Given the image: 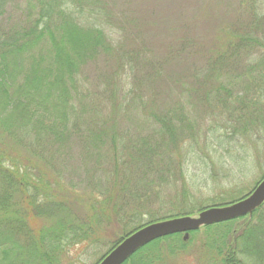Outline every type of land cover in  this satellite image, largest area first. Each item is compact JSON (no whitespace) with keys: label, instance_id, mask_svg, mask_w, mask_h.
I'll use <instances>...</instances> for the list:
<instances>
[{"label":"trees","instance_id":"trees-1","mask_svg":"<svg viewBox=\"0 0 264 264\" xmlns=\"http://www.w3.org/2000/svg\"><path fill=\"white\" fill-rule=\"evenodd\" d=\"M20 1L27 4V20L23 25L3 28V16L10 3ZM88 1L0 0V264H65L69 249L97 244L101 240L100 232L107 227L116 226L123 231V237L111 251L123 238L146 224L201 211L182 208L177 212H163L162 207L158 213H163L158 216L156 211L142 205L123 209L124 204L113 197L133 196L129 187L134 179L122 182L123 175L115 174L116 168H113L115 182L107 187L99 186L100 197L94 191L95 195L82 200L77 198V190L64 182L63 172L58 173V167L65 163L57 160L54 151L62 148L63 144L59 143L66 141L68 135L86 131L93 135L95 143L102 142L104 137L94 130L101 129L97 122L91 123L93 127L87 125L97 113L96 104L83 99L79 79L85 67L96 69L104 57L118 61L114 74L105 81L106 89L110 90L106 105L112 106L114 112L122 111L125 116L136 115L158 124L159 128L151 127L154 133L169 138L173 147L183 145L179 144L182 133L175 130L173 122L183 123L178 114L154 112L161 91L151 92L150 88L159 80L158 71L141 76L132 68L135 60L134 64H138L144 48L129 56L118 50L108 38L106 13L95 5V8L84 6ZM259 1L239 0L242 10L249 14L248 24L235 26L233 33L223 30L221 49L217 46L210 50L215 58L204 61V68L189 76L193 83L204 87L197 98L199 105L213 108L219 103L225 108L229 101L238 99L234 96L238 88L255 85L260 87L257 92L264 86V68L253 57L258 51L264 53V40L257 36H264V16L257 11ZM186 26L182 29L186 30ZM103 62L107 64L106 59ZM146 82L148 93H143ZM179 111L183 112L182 107ZM181 116L185 117L182 113ZM93 141L89 138L87 143L92 145ZM114 143L116 139L111 140V150ZM103 154L88 156L100 166ZM138 157L144 166L151 161L148 153H142L131 160L115 159V164L119 169L120 165L134 169L133 165L140 164ZM33 158L43 166L38 167ZM147 166L146 171H151ZM142 180L146 182L145 178ZM106 194L109 197L104 198ZM233 200L221 206L239 199ZM144 215L149 218L143 225ZM202 230L211 237L207 245L213 243L212 247H216L220 264H248L249 258H254V264H264V204L251 218ZM202 230L191 232L188 242L182 234L159 239L125 264L168 263L167 260L186 251Z\"/></svg>","mask_w":264,"mask_h":264},{"label":"rangeland","instance_id":"rangeland-1","mask_svg":"<svg viewBox=\"0 0 264 264\" xmlns=\"http://www.w3.org/2000/svg\"><path fill=\"white\" fill-rule=\"evenodd\" d=\"M88 3L83 5L93 8L95 5L106 13L108 38L118 50L129 56L144 48L140 51L138 64H134L135 60L132 68L141 76L158 71L159 80L151 85L155 89L150 88L151 92L161 91L154 112L178 114L183 123L173 122L175 130L182 133L179 144L182 142L183 145L173 147L169 138L154 133L152 128H159L158 124L136 115L125 116L122 111L114 112L112 106L106 105L110 90L106 89L105 81L114 74L118 61L104 57L96 69H90L88 65L83 69L84 74L79 76L83 99L88 98L89 104H96L97 110L91 122L85 121L88 126L97 122L102 130H94L104 134L102 142L95 143L93 135L86 131L78 132L68 135L66 141L59 143L63 144L62 148L54 151L57 160L65 163L58 167V173L63 172L64 182L77 190V198L95 195L94 191L97 194L100 185L107 187L115 182V174L123 175L122 182L134 179L129 187L133 196L125 198L120 194L113 197L124 204L125 210L142 205L157 213L162 207L165 208L163 212H177L182 208L202 211L241 199L252 192L264 178V104L260 102H264V86L257 92L260 87L255 85L240 87L234 95L237 100L231 99L225 108L219 103L212 108L199 105L197 98L204 87L193 83L189 77L204 68V61L215 58L214 54L210 55V50L217 46L221 49L223 30L233 33L235 26L248 24L249 14L242 10L239 0H89ZM10 4L2 20L5 29L23 25L27 20L26 2ZM257 11L264 16V0L259 1ZM184 24L188 25L186 30L182 29ZM257 36L264 40L263 35ZM253 57L254 62L264 68V53L258 51ZM208 62L207 76L211 74ZM126 64L129 65L128 61ZM146 84L142 87L143 93H148L149 85ZM180 107L183 112L179 111ZM115 113L119 115L115 117ZM89 138L98 149L94 143L93 146L87 143ZM112 139H116L113 150L110 149ZM21 153L27 155L24 151ZM96 153H104L100 166L88 156ZM142 153L151 156V161L146 163L151 171H146L139 157L140 164L133 165L134 169L120 164L119 169L115 164V159L131 160ZM33 161L38 167L43 166L34 158ZM113 168L117 169L115 174ZM107 197L108 194L104 198ZM147 218V215L142 216L143 225ZM120 229L107 227L100 232L101 240L97 244L69 249L65 264L68 261L98 264L123 237ZM207 234L205 230L200 231L186 251L173 256L165 264H220L216 247H212L213 243L207 245L211 241ZM249 259L248 264H254V258Z\"/></svg>","mask_w":264,"mask_h":264},{"label":"water","instance_id":"water-1","mask_svg":"<svg viewBox=\"0 0 264 264\" xmlns=\"http://www.w3.org/2000/svg\"><path fill=\"white\" fill-rule=\"evenodd\" d=\"M263 204L264 178L252 192L236 202L206 208L194 216L169 218L139 228L123 238L98 264H125L138 251L159 239L182 234L187 241L191 232L240 218H251Z\"/></svg>","mask_w":264,"mask_h":264}]
</instances>
